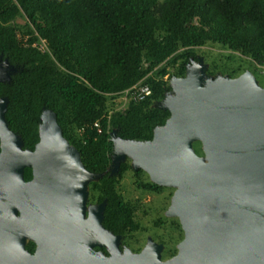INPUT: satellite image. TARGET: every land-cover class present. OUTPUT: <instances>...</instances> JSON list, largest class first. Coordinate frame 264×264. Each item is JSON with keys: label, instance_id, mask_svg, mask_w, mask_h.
<instances>
[{"label": "water", "instance_id": "95a60500", "mask_svg": "<svg viewBox=\"0 0 264 264\" xmlns=\"http://www.w3.org/2000/svg\"><path fill=\"white\" fill-rule=\"evenodd\" d=\"M204 67L192 61L184 77H173L159 107L169 113L149 141L123 140L111 132L113 163L131 160L158 186L174 187L168 215L183 231L177 254L160 262V247L148 242L139 254L111 258L90 252L87 234L102 218L83 222L87 172L78 151L64 139L56 117L43 111L39 141L24 150L4 114L0 98V230L9 251L18 230L49 232V264H264V86L244 72L203 83ZM16 69L0 63V82ZM202 83L204 86H202ZM198 143L202 157L192 145ZM31 170L25 182L23 171ZM26 220L16 221V212Z\"/></svg>", "mask_w": 264, "mask_h": 264}, {"label": "trees", "instance_id": "16d2710c", "mask_svg": "<svg viewBox=\"0 0 264 264\" xmlns=\"http://www.w3.org/2000/svg\"><path fill=\"white\" fill-rule=\"evenodd\" d=\"M39 40L47 52L34 46ZM210 44L264 65V0H0V63L16 69L0 82L4 118L23 149L33 150L39 117L51 111L85 168L100 173L110 160L111 132L144 142L164 125L167 66L177 65L171 76L183 77L195 49ZM139 82L151 95L109 115L111 99ZM94 186L115 233L135 230L112 180Z\"/></svg>", "mask_w": 264, "mask_h": 264}, {"label": "rangeland", "instance_id": "374dc122", "mask_svg": "<svg viewBox=\"0 0 264 264\" xmlns=\"http://www.w3.org/2000/svg\"><path fill=\"white\" fill-rule=\"evenodd\" d=\"M17 22L23 24L24 19H18ZM192 61L199 62L204 67L203 83L217 76L234 79L244 72H249L260 87L264 86V65L257 64L249 58H244L218 45L210 44L196 48L195 59L190 58L186 66L191 65ZM175 67L167 66L169 73L165 76V79L168 81V85L170 79L175 77L171 76L175 71ZM9 71L10 76L15 72ZM203 83L202 86H204ZM127 104L123 96L112 98L109 115L123 112ZM192 147L194 152L202 157L199 144L194 143ZM122 162H125L128 168L117 177L115 192L120 196L123 203L130 206L132 217L135 223L139 225V230L126 233L123 241L127 250L131 253L139 251L141 253L148 242L158 245L161 247L162 252L160 262H165L177 254V246L183 239V231L178 218L167 213L176 188L160 186L159 190L146 189L145 185L153 184L147 173L141 170V173L137 174L132 168L129 158H125ZM96 183H98V178L93 177L86 184L87 197L89 184ZM92 191L94 199H89V202L96 200V196L99 195L98 191Z\"/></svg>", "mask_w": 264, "mask_h": 264}, {"label": "flooded vegetation", "instance_id": "af4514ba", "mask_svg": "<svg viewBox=\"0 0 264 264\" xmlns=\"http://www.w3.org/2000/svg\"><path fill=\"white\" fill-rule=\"evenodd\" d=\"M110 136L112 137V135ZM113 156H114L113 145H111V151L109 154V158H110L109 163L107 164L106 168L100 173H92L91 171L85 168L81 160L80 162L87 172L97 176L98 183L104 177L111 179L112 185H113V191H115L117 177L121 175L120 173L121 167L122 165L124 164L127 165V164L125 162L120 161L118 166L115 165L113 163ZM26 169H29V168L24 169L23 179L25 182H28L32 179V175H31V170H30V177L25 178L24 173ZM135 171L136 173L138 171H140L141 173L140 169L135 170ZM90 184L89 186L91 187V189L90 187L88 189V197L86 199L84 216H83L82 221L83 222L92 221L94 224L97 223L95 222L96 220L95 216H96V213L98 212V206L101 205L103 202H105V206L102 210V218L98 219V224H96L93 228H91V230L87 234V239L88 241H90V248H89L90 252L92 254L102 255L104 258H111L112 254L115 255L117 251L123 254L124 251L127 250L125 242L123 241L125 237L124 235L126 233H132V232L138 231L139 225L135 223L132 217V212H131L130 213L131 223L133 222V224L136 226V229L135 230L127 229L122 234L115 233V230L112 229L113 227L112 224L109 222L106 223L107 200L104 199L102 201H99V198H98L99 195H98L96 196V200L89 202V199L91 198L94 199L92 190H96L99 193V190L96 189V187L94 186L95 184L93 185H90ZM151 185L157 186L160 188V186L158 185H155V184H151ZM113 212H115V209H113ZM15 218H16V221H18L19 223L22 222L23 220H26L25 218L21 216L20 211L16 212ZM111 219L115 220L114 218H111ZM18 231H19L18 235L15 236L16 247L14 248V251L12 252L6 248V245H5L6 237L4 235V230H0V264H49V261L50 262L52 261V259L54 258L53 255L55 253V250L52 248L53 246L50 240L51 234L49 232L41 233L40 231L39 232L34 231L32 233H28L25 230L23 231L18 230ZM159 251H160V258H161V254H162L161 247ZM139 252H134V253L130 252V253L136 255V254H139Z\"/></svg>", "mask_w": 264, "mask_h": 264}, {"label": "built area", "instance_id": "2783aa9c", "mask_svg": "<svg viewBox=\"0 0 264 264\" xmlns=\"http://www.w3.org/2000/svg\"><path fill=\"white\" fill-rule=\"evenodd\" d=\"M34 46H36L42 53L47 52V47L43 40H39L37 43L34 44ZM150 95H151L150 88L143 82H139L117 96H123L124 101L126 103H130V102H141ZM94 127L98 129V132H100L98 122L94 124Z\"/></svg>", "mask_w": 264, "mask_h": 264}]
</instances>
